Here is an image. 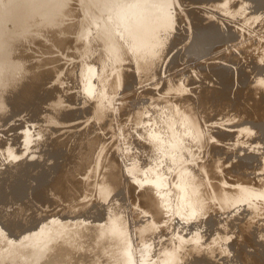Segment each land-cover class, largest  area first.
I'll return each mask as SVG.
<instances>
[{
    "label": "rangeland",
    "instance_id": "374dc122",
    "mask_svg": "<svg viewBox=\"0 0 264 264\" xmlns=\"http://www.w3.org/2000/svg\"><path fill=\"white\" fill-rule=\"evenodd\" d=\"M7 1L8 0H0V32H4L0 40V120L4 121L6 118L4 122L0 121V124L3 122L0 125V136L6 139V141L4 139L3 144V142H1L3 139L0 137V146L3 144L5 152H8L2 154L4 150L1 147L0 264H94L91 261H94V255L96 253L95 242L100 245L104 244V249L101 252L103 264H161L164 257L168 254L167 251L169 249L174 253L179 250L177 249L178 246L183 247L184 242H182V244L178 242V246L174 245L177 241L185 240V242H190L191 239H193V241L195 239L197 240L198 247H202L201 245L203 244L207 246V242L217 239L216 243L218 244V250H215L213 256H211L216 264H240L242 262L244 264H250V261H252L251 264H254L258 259L259 263L263 264L264 259L261 261L262 263L260 260L264 258V230L262 229L264 228V223L261 224L260 221L264 222V201L262 200L264 199V122L256 121L250 118L251 116H248L246 119V115L249 113V111H247L249 109L248 107H250L253 101L254 103L256 102L257 108H263L262 112L259 111L260 113H258V115L264 112V48L262 49L261 47L262 45L264 47V15H262L264 14V5H262L261 0H259L260 2L256 0L257 3L259 2L258 5L255 0H229V2H227L228 5H225L227 12L222 8L220 9L219 6L218 8L215 7L217 4L221 3L222 0H167L171 2H166L167 4L165 5V2L163 1V3L162 0H158L159 3L153 0L150 2L141 0H119L117 12L115 11L116 14L113 16H104L110 13L106 11V14L105 11L101 10L102 12H100V14L101 17L104 18V26L106 29H112V32L116 30L119 32V28H122L123 31L125 29V32L128 33L124 32L126 34V39L122 38V36L125 37V34L121 30L120 32L124 35L119 33L120 35L118 34V38L121 37L123 41L125 39L126 42L124 41V44L121 38L119 41L120 45L122 43V45L126 46L124 47L121 45L123 55H126L127 58L130 56V59L141 55V51L136 48L138 46L140 49L142 42H140L139 45L131 41H129L131 45L126 44L130 38V30H134V27L135 29L138 28L141 23L140 27H143V22L139 21L140 24L138 23L137 20L140 18H138V15L135 13L142 12L145 15L150 14L152 17L155 16L154 14L159 13L162 14L161 17L163 18V13H166L163 11L173 12L172 17L171 13H169L171 14L170 16L169 14L167 15L169 16V20L173 18V20H170L173 21V24L178 21L177 24L174 25L176 26L174 31H166L165 28H161L160 30L163 31H159L161 33L163 32L162 34L159 33L161 36V38L159 37V41L162 40L160 42H164L167 46L161 58V65L159 63L158 65H160V67L157 66L158 68L155 67L156 69L154 68L151 72L144 73V75L140 73L138 68L142 61L137 62L138 58L139 61L141 60V56L134 59L136 63L128 61L120 62L112 57V53L106 49L102 39L97 36V31L101 26L93 24L96 21V17L94 18L93 14L90 13V19L86 21L85 15L82 14L86 0H66L67 5L63 13L60 14V16L57 14L52 15L54 20L58 19V25L56 24L54 26L52 23L46 24L48 20L45 16L40 17L42 13L39 10L36 11L31 4H28V8L24 7L25 10L27 9V12L23 10V14H25V23H27L25 24L21 16L13 15L9 7L4 6ZM38 1L43 2V0ZM262 1L264 2V0ZM247 2L253 5L250 6ZM154 3H157L158 8H156V4ZM160 4L164 5V7H162V5L159 7ZM44 5L43 2V8ZM105 5L103 4L105 9H107ZM167 5L169 7H165ZM231 5L241 6L233 7ZM253 6L256 8L257 12L259 11L262 14H258L256 11L254 14L251 8ZM258 6L260 9H258ZM261 7L263 8V12ZM96 8L98 7L94 6L92 11L98 12ZM155 8L157 10L164 9L157 12ZM247 8H249V10H247ZM250 8L252 10H250ZM233 9L235 11H232ZM32 10H35L34 12H37L36 14L38 16L34 14ZM218 10L219 12H217ZM237 10L239 11L237 12ZM28 14L30 15L28 16ZM243 14L245 16H243ZM132 16L134 19L136 16L137 19L135 20L137 26L134 24L135 20H132ZM252 17L255 18V20H252ZM155 18H157V15ZM238 18L240 19L238 20ZM82 19L85 21L83 24L85 26L80 31L78 26L81 24ZM19 20L20 24H17L16 22ZM232 20L233 22H231ZM38 21L40 23H38ZM43 25H48L46 30H44L45 28H43ZM56 27H59V30L56 29ZM127 27L130 29L129 32L127 31ZM53 29L56 33L53 32ZM142 29L148 30H145L146 33L144 38L150 42L151 33L149 32L152 30H149V28L145 26ZM41 30L43 31L42 33ZM77 30H79L80 33ZM207 32L208 35H205ZM81 34L86 35L87 45L79 41ZM51 38H55L65 44L57 48H51L46 44V41L48 39L51 40ZM71 39L73 41H71ZM191 41L193 42L192 44ZM196 41L197 43H202L201 45L198 44L200 48L198 50V47H196V50L194 49L195 46H197L195 45L197 44ZM189 42L191 47L195 45L193 49L196 53L191 51L193 49L189 47ZM132 43L137 46H134ZM69 46L71 47L70 51L66 49L69 48ZM128 46L132 49L135 47V51L134 49L128 50ZM127 50L129 51L128 53L126 52ZM256 50L259 53H257ZM138 51L140 53H138ZM135 52L137 53L134 54ZM257 55L258 58L256 57ZM214 58L217 59V61H215ZM233 58L235 59L233 60ZM231 59L232 61H230ZM25 64L35 70V75L32 76L29 85L31 84L30 86L33 88H35L34 86H42V88L37 91L35 95L31 96L29 101L24 103L22 94L25 92V83L23 81ZM81 65H84L86 68ZM204 66L206 67L204 68ZM81 67L84 68V71L81 70ZM58 69L62 72L66 71V75L71 81L70 91L67 95L69 102L68 104L58 105L55 109L43 111L44 113L42 112L43 115L41 117L45 125L48 122L52 124L57 123L58 125L46 127L43 124V127H30V117H33L45 101L47 102L52 97V91H50L51 84L54 79L57 78V74L59 75L62 73H58ZM201 69L205 70L202 71ZM85 70L86 72H90H88L90 78L87 77L89 79L86 78L85 81L88 80L87 83H90L91 87L88 88V91H90L88 95L84 94L82 96L80 72L83 71V74ZM258 82L259 84L262 83L261 86ZM253 83H256L254 85L258 87L254 88L252 85ZM258 88L262 91L261 93ZM213 92L214 94H212ZM196 94H199V96ZM252 94H255L254 96L256 97L259 95V97L255 100ZM83 97H85V99ZM217 98L222 101L217 100ZM134 100L136 101L134 102ZM219 101L221 103L226 101L224 103L228 102L227 104L230 105L226 104L221 106ZM17 103L19 105L16 109ZM199 104H201V107ZM196 105L197 107L195 108ZM215 105L218 108L215 107ZM170 106H174L181 114H184L181 115V119L184 118V120H181L180 124L177 121V118H180V116H175L177 115V111L172 110V112L170 111L167 115V109H170ZM224 106H228V109ZM10 108L12 111H10ZM96 109L97 111H95ZM215 109L220 111L217 112ZM190 111L192 115H189ZM64 112L66 113L63 114ZM100 112L102 116L98 119L96 117L99 116ZM241 113L244 115L242 116ZM197 114L199 115L197 116ZM186 115H189L188 117L197 125L198 130L196 133L189 134L185 132L188 128L186 127ZM194 115L195 117H193ZM207 117L209 118L207 119ZM226 120L227 122H225ZM174 121L178 124L176 126L177 128L172 129L171 127L175 126ZM155 122L158 123V126L154 125ZM5 126L6 130H4ZM73 127H75L78 132L73 131L75 130ZM144 127H148V129L153 131H151L150 134H144ZM109 129L111 132H109ZM156 129L157 131L155 132ZM26 131L28 135H26ZM59 135L65 138L63 137L62 140H58L57 138ZM151 135H156L158 139L161 136L167 139L164 146L160 145L157 140H152ZM14 141H17L19 145L17 144L16 146L14 143L17 142ZM15 148H18V150ZM110 148L111 151H107V149ZM6 149L8 150L6 151ZM261 149L262 152L260 153ZM252 154L255 158L252 157ZM102 155H106V159L107 156H110L106 160L108 162L105 160V162L103 161L104 156ZM166 155L173 158L170 159ZM245 156L248 157L246 158L247 161L245 160ZM250 156L252 159L254 158L253 162L256 161L255 163L252 162ZM151 161L153 162L151 163ZM105 163L107 166H105ZM159 163L163 165H157ZM246 163H250L248 167ZM254 169L257 170L253 171ZM108 170H111L113 173L110 172V174L117 175V182L113 180L114 184L112 185L117 187V201L121 210L120 216L124 221V223H122L123 225L120 226L122 229H120L123 233V230H125V235L121 243L126 252L122 250L124 254H122V256L119 255L120 257L118 258L113 257L114 247L116 246L108 242L111 235H107L104 232L98 239L96 236L95 238H91L92 235H97L98 228H100V226L105 227V224L110 222V217L113 216L112 212L109 211V206L105 203L106 206L103 204V201L107 200V198L104 197L105 186L99 185V197L93 195L86 197V195H84V190L87 186H91L94 182L99 183L96 178L99 175H104ZM256 171H258V173ZM152 174L153 177L151 176ZM154 174L162 178V185L159 184L160 186L158 185V188L155 187L151 191L152 197L160 201L163 207L162 213L157 216V219L152 218V215L145 211L143 206L144 200L141 199L143 197L141 194L144 192V187H151L154 179H157V176ZM240 174H243V177L246 178L240 177L242 176ZM81 176L83 177L81 178ZM133 176L135 177L133 178ZM150 176L152 178L151 180ZM69 179H71V181ZM141 179H144L143 186L139 185ZM257 179L259 183H257ZM254 181L260 186L259 188L257 185L253 187L255 184L253 183ZM250 184H253V186H250ZM252 187L254 189H252ZM243 188H245L244 190L249 194L247 195L249 196L247 201H244L245 204L248 202L246 208L244 202L243 204L240 202L236 204L235 201L236 194L238 196L239 191ZM260 188L263 189L261 190ZM64 193H67V196ZM257 193H262V196H258L257 198ZM225 195L226 198L229 196V199H231L229 200L227 198L230 207L228 205L225 206L227 203L224 197ZM232 196L235 197H233L234 200L231 198ZM64 197H67V199L65 200ZM199 199L204 202H206V199L212 201H208L206 205L194 206ZM53 200H56L54 202L56 203L55 212L54 208H50L51 205H53ZM229 201L235 203H232L231 206ZM249 203L250 206L248 208ZM260 204L263 205L261 206ZM207 205L208 207L210 205V208L206 207ZM186 206L188 207L186 208ZM261 208L263 209L262 211ZM49 210H53L51 215H48ZM238 210L240 211L238 212ZM187 212H189V214ZM108 214H110V216ZM255 214L257 216H255ZM255 217L257 221L254 219ZM57 218H61L59 220L60 223L58 222L57 224L60 226V228H58L60 232L54 235V227H51L49 232L44 231V220L48 221V224H51L54 223ZM249 218H253V220ZM258 219H260V221H258ZM252 221H255L254 224L259 222L256 223V225L258 226L260 224L263 227L260 225L261 228L259 226L255 227ZM147 222L149 224H147ZM151 224H153V226ZM70 225H72L71 228ZM147 225L151 227V231H149L148 228L143 229ZM194 225L195 228L198 226L196 230L193 229ZM238 227H240V230ZM199 228L202 231H200ZM231 228L232 230L234 228L235 231L233 232ZM258 228L262 229H259V232L263 239L261 241L263 245H260L261 243L256 241L257 238L261 240L259 232L256 231ZM169 229H171V231L166 234L167 236H163V240L161 236ZM190 229L196 232H202L200 234L197 232V236V234L191 230L192 236L196 235L198 238H201H199V241L197 237L194 236V239L190 235ZM248 229H250L249 231H254L256 236L252 232L249 233ZM179 230L182 231L180 232ZM223 230H225V234ZM238 230L241 231L240 237L238 235V233L240 234ZM184 231H188L187 234H183ZM227 231L231 238L227 234ZM246 231H248V233ZM243 232L247 234L245 235ZM251 233L253 235L252 237H250ZM176 234L177 237H175ZM248 234L249 236L247 237ZM257 234H259V236H257ZM225 235L227 237H225ZM233 235L234 237L232 238ZM52 236L55 237L53 238ZM253 237L256 238V242L260 243H256L259 244V246L255 244V241H252ZM178 238L180 239L178 240ZM234 238L235 240L236 238L237 240L240 238V240L235 241L233 240ZM243 238H247V243L243 241ZM224 239L225 241L228 240L226 244L224 243ZM200 240L203 241V243L200 242ZM240 242L241 244H239ZM49 243H61V247L55 250L52 248V250H49L48 247H46ZM164 243L166 244L164 245ZM229 243L230 245H228ZM70 244L71 246H69ZM233 244L234 246H232ZM243 245L244 247H241ZM254 245H256V247ZM257 247H261L262 249L259 250H263L259 253L260 256H263L262 258L260 256L259 258L257 257ZM201 249V251L199 250L200 252L196 251V253H198L195 254L191 263L180 262L179 264H197L199 256L203 255L202 253L206 251H204V249H206L205 247ZM247 249L252 251H249V253L248 251L245 252ZM255 249L257 258H255V252H253ZM232 250H234V252ZM237 250H239V253L242 252L241 254L245 257L242 255L240 256ZM235 252L236 256H239V259L238 256L235 258ZM250 254L251 257L254 258L253 260H249ZM207 257L209 258V256ZM233 258L234 260H232ZM241 258L242 260H240ZM255 264H257V262H255Z\"/></svg>",
    "mask_w": 264,
    "mask_h": 264
},
{
    "label": "bare ground",
    "instance_id": "6f19581e",
    "mask_svg": "<svg viewBox=\"0 0 264 264\" xmlns=\"http://www.w3.org/2000/svg\"><path fill=\"white\" fill-rule=\"evenodd\" d=\"M106 1V2H105ZM139 1V0H138ZM141 1H151V0H141ZM153 1H158V0H153ZM160 1V0H159ZM159 1H158V3H159ZM165 3H164V2ZM209 1V0H208ZM236 1V0H235ZM250 1V0H249ZM252 1V0H251ZM256 1V0H255ZM255 1H254V3H255ZM257 1H259V0H257ZM257 1H256V3H257ZM43 2H44V8H43ZM43 2L42 1H38V0H8L7 1V3L4 5V6H8L9 7V10H10V12L13 14V15H19V16H21L22 18H23V21H24V23H25V14H23V10L24 11H26L27 12V9L25 10L24 9V7H27L28 8V4H31L32 6H33V8H35L36 9V11L37 10H39L41 13H42V15H40V17L42 16V17H44L45 16V18L48 20V23H46V24H50V23H52V25L54 26V25H56L57 23H58V19L57 20H54L53 18H52V15L53 14H57V15H59L60 16V14H62L63 13V10L65 9V7H66V5H67V3H66V0H43ZM103 2H105V3H103ZM118 2H119V0H86L85 1V7H83L84 9H83V11H82V14L83 15H85V20L86 21H89V15H90V13H92L93 14V17L95 18L96 17V21H95V23H93L94 25H100L101 27L99 28V30L97 31L98 32V34H97V36L99 37V38H101L102 39V41H103V43H104V45H105V47H106V49L107 50H109L111 53H112V57L115 59V60H117V61H120V62H125V61H128V62H134V63H136V60H134L135 58H138V57H140L141 58V60L139 61L138 59H137V62H141V64H140V66H139V64L137 63V65L139 66L138 68H139V70H140V73L142 74V75H144V73H149V72H151L155 67L156 68H158L157 66H159L160 67V65H161V63L160 62H162V56L164 55V53H165V51H166V44H164V42H160V41H162V40H160L159 41V37L161 38V36H160V34L159 33H161V32H159V31H163V30H160L161 28L162 29H166V31H174V29H175V27L176 26H174L175 24H177V22H176V20H175V22L176 23H174L173 24V21H170L171 19L173 20V18H170V20H169V16L173 13V12H167V11H163V12H166V13H163V15H164V17H166V18H168V19H166V18H162L161 16H162V14H159V13H157L159 10H163L164 8H162V9H159V10H157L156 8H158V5H157V3H154V4H156V8H155V10L157 11L156 13L157 14H154L155 16L157 15V18H155V16H151L150 14H144V13H142V12H136L135 14H137L138 15V18H140V19H138L137 21H138V23L140 24V22L139 21H141V22H143V27H140V25L142 24H138L139 26H138V28H136L135 29V27H134V30H132V32H131V30L129 29V27H127L128 28V32H129V30H130V32H129V36H130V40L128 39V42L126 43L127 45L128 44H130L131 45V43L129 42V41H131V42H134V43H136L137 45H139V43L140 42H142V45H141V47H140V49L138 48V46L137 45H134L133 43V45L134 46H137V48L136 49H138V50H140L141 51V55L140 56H138V57H135V58H129L130 56H128V58L126 57V55H123V52H122V48H121V45H122V43L125 41V39H126V34L125 33H127V32H125V29H124V31L122 30V28L120 29L119 28V32L116 30L115 32H112V29H106V27L104 26V24H105V22H104V18L103 17H101V14H100V12H102V11H107L108 13H110V14H107V12H106V14L107 15H104V16H108V15H111V16H113L114 14H116V12H117V4H118ZM162 2L164 3V5L165 4H167L166 2H169V1H167V0H162ZM161 2V3H162ZM171 2V1H170ZM169 2V3H170ZM218 2V1H217ZM227 2H229V0H222V2L221 3H219V4H217L215 7L216 8H218V6H219V8L221 9H224V11L225 12H227V8H225V5L227 4ZM238 2V1H237ZM240 2V1H239ZM246 2V1H245ZM260 2V1H259ZM259 2L257 3V5L259 4ZM168 3V4H169ZM244 3V2H243ZM252 3V2H251ZM255 3V4H256ZM261 3H262V5H264V2L261 0ZM103 4L105 5V6H107V9H105V7L103 6ZM180 4V3H179ZM235 4V3H234ZM238 4H240V3H238ZM247 4H248V2H247ZM254 4V5H255ZM153 5V4H152ZM161 5L162 4H160V6L159 7H161ZM164 5H162V7H164ZM171 5V4H170ZM228 5V4H227ZM243 5V4H242ZM248 5H250V3L248 4ZM253 5V4H252ZM252 5H250V6H252ZM262 5H260V6H262ZM31 6V7H32ZM94 6H97L98 8H96L97 10H98V12H94V11H92V8L94 7ZM153 6H155V5H153ZM231 6H235V5H231ZM237 6V5H236ZM235 6V7H236ZM239 6V5H238ZM237 6V7H238ZM241 6V5H240ZM239 6V7H240ZM165 7H169L168 5L167 6H165ZM171 7V6H170ZM227 7V6H226ZM245 7H247V6H245ZM244 7V8H245ZM249 7V6H248ZM254 7V6H253ZM253 7H251L252 9H253V12H254V14H255V11L257 12V10H256V5H255V10H254V8ZM30 8V7H29ZM250 8V10H252ZM90 9H91V11H90ZM105 9V10H104ZM171 9V8H170ZM242 9V8H241ZM240 9V10H241ZM258 9H260L259 8V6H258ZM261 9H262V12H263V8L261 7ZM102 10V11H101ZM139 10V9H138ZM137 10V11H138ZM247 10H249V8H247ZM30 11V10H29ZM29 11H28V13H29ZM33 12L35 11V10H32ZM116 11V12H115ZM196 11V10H195ZM232 11H235L234 9L232 10ZM239 10H237V12H238ZM244 11V10H243ZM245 11H246V9H245ZM32 12V13H33ZM154 12V11H153ZM160 12V11H159ZM217 12H219V10L217 11ZM230 12V11H229ZM242 12V11H241ZM31 13V14H32ZM37 13V12H36ZM35 12H34V14H36ZM39 13V12H38ZM139 13V14H138ZM169 13H171V14H169ZM233 13V12H232ZM231 13V14H232ZM236 13V12H235ZM243 13H245V12H243ZM247 13V12H246ZM250 13H251V11H250ZM249 13V14H250ZM258 14L260 13L259 11L257 12ZM34 14H32V15H34ZM144 14V15H143ZM160 15V17H159V15ZM167 14H169V16L166 15ZM230 14V15H231ZM237 14V13H236ZM239 14H241V13H239ZM257 14V15H258ZM260 14H262V13H260ZM30 14H28V16H29ZM37 15V14H36ZM35 15V16H36ZM134 15V14H133ZM136 15V16H137ZM153 15V14H152ZM262 15H264V14H262ZM26 16H27V14H26ZM38 16V15H37ZM103 16V15H102ZM136 16H135V19H137L136 18ZM173 16V14L171 15V17ZM175 16V15H174ZM243 16H245L244 14H243ZM246 16H247V14H246ZM251 16V15H250ZM256 16V15H255ZM34 17V16H33ZM159 17V18H158ZM238 17V16H237ZM248 17V16H247ZM36 18V17H35ZM130 18H131V16H130ZM174 18H176V17H174ZM242 18V17H241ZM253 18V17H252ZM34 19V18H33ZM43 19V18H42ZM92 19V18H91ZM134 18H133V16H132V20H133ZM134 19V20H135ZM177 19V18H176ZM227 19V18H226ZM233 19V18H232ZM240 18H238V20H239ZM39 20V19H38ZM231 20V19H230ZM252 20H255V18H253ZM251 20V21H252ZM32 21H34V20H32ZM245 21V20H244ZM0 22H1V16H0ZM37 22V21H36ZM35 22V23H36ZM45 22V21H44ZM84 19H82V21H81V24L78 26L79 27V29H80V31H81V29L82 28H84V26L85 25H83L84 24ZM218 22V21H217ZM231 22H233V20L231 21ZM17 24H20V20L19 21H17L16 22ZM38 23H40L39 21H38ZM37 23V24H38ZM80 23V22H79ZM137 22H136V20H135V22H134V24H136ZM212 23V22H211ZM210 23V24H211ZM25 24H27V23H25ZM231 24H233V23H231ZM235 24H237V23H235ZM253 24V23H252ZM40 25V24H39ZM45 25V24H44ZM43 25V28H45L44 30H46V28L48 27V25L47 26H44ZM58 25V24H57ZM212 25V24H211ZM214 25V24H213ZM239 25V24H238ZM237 25V26H238ZM0 26H1V24H0ZM36 26V25H35ZM130 26V25H129ZM134 26V25H133ZM136 26H137V24H136ZM144 26L147 28H149V30L151 29L152 31L151 32H149V33H151V41L149 42L148 40H146L145 38H144V36H145V33H146V31H148L147 29H142V28H144ZM33 27V26H32ZM125 27V26H124ZM140 27V28H139ZM235 27V26H234ZM241 27V26H240ZM250 27V26H249ZM59 27H56V29H58ZM130 28H131V26H130ZM133 28V27H132ZM255 28V27H254ZM64 29H66V28H64ZM78 29V28H77ZM210 29V28H209ZM228 29V28H227ZM54 30V29H53ZM59 30V29H58ZM122 30V32L125 34V37L124 36H122V38H125L124 39V41H123V39L121 40L122 41V43H121V45H120V38H118V34L120 33H122V32H120ZM143 30V31H142ZM146 30V31H145ZM34 31H35V29H34ZM78 32H79V30H77ZM145 31V32H144ZM236 31V30H235ZM37 32V31H36ZM35 32V33H36ZM43 31L41 30V33H42ZM45 32V31H44ZM53 32H55V30L53 31ZM143 32V33H142ZM164 32H165V30H164ZM209 32V31H208ZM208 32L207 33H205V35L207 34L208 35ZM238 32V31H237ZM56 33V32H55ZM80 33V32H79ZM122 33V34H123ZM163 33V32H162ZM161 33V34H162ZM218 33V32H217ZM251 33V32H250ZM3 34H4V32H0V40H1V38H2V36H3ZM31 34H32V32H31ZM34 34V33H33ZM39 34V33H38ZM44 34V33H43ZM119 34V35H120ZM123 34V35H124ZM128 34V33H127ZM148 34V33H147ZM146 34V35H147ZM214 34V33H213ZM212 34V35H213ZM226 34V33H225ZM231 34V33H230ZM233 34V33H232ZM35 35H37V34H35ZM198 35H200V34H198ZM240 35V34H239ZM81 37L79 38V41L82 43V44H86V35L85 34H81L80 35ZM128 36V37H129ZM202 36H203V34H202ZM223 36V35H222ZM229 36V35H228ZM76 37V36H75ZM198 37H200V36H198ZM205 37V36H204ZM263 37V36H262ZM40 38H42V37H40ZM202 39V38H201ZM200 39V40H201ZM225 39V38H224ZM62 40V39H61ZM46 41V40H45ZM65 41H66V39H65ZM71 41H73L72 39H71ZM193 41V40H192ZM191 41V44L193 43ZM202 41V40H201ZM62 41H59V40H57V39H53V38H51V40L50 39H48L47 41H46V44L48 45V46H50L51 48H57V47H59V46H61V45H64L63 43H61ZM64 42V41H63ZM126 42V41H125ZM45 43V42H44ZM72 43V42H71ZM71 43H70V45H71ZM196 43H197V41H196ZM210 43V42H209ZM250 43H252V42H250ZM124 44V43H123ZM189 44H190V42H189ZM191 44H190V48L191 49H193L194 48V46L195 45H197V46H195V50H196V47H198L197 48V50L198 49H200L199 48V46H198V44H200V43H197V44H195V42H194V44L195 45H193V47H191ZM202 44V43H201ZM200 44V45H201ZM206 44H207V42H206ZM263 44V43H262ZM43 45V44H42ZM87 45V44H86ZM203 45H205V44H203ZM247 45V44H246ZM255 45V44H254ZM258 45V44H257ZM82 46H84V45H82ZM122 46H124V47H126L125 45H122ZM134 46H132V47H134ZM187 46V47H188ZM259 47V46H258ZM262 47V49L264 48L263 47V45L261 46ZM261 47H260V49H261ZM43 48V47H42ZM45 48V47H44ZM48 48V47H47ZM66 48V47H65ZM70 46H69V48H66L67 50H69L70 51ZM128 48V50H133L134 49V51H135V47L132 49L130 46H128L127 47ZM131 48V49H130ZM202 48V47H201ZM203 48H204V46H203ZM247 48H248V46H247ZM251 48V47H250ZM257 48V47H256ZM189 49V48H188ZM191 50V51H193V53H196V51L195 50ZM241 49V48H240ZM243 49V48H242ZM258 49V48H257ZM123 50H125V49H123ZM126 51L127 53L129 52V51ZM190 50V49H189ZM203 50V49H202ZM246 50V49H245ZM254 50V49H253ZM195 51V52H194ZM239 51V50H238ZM241 51V50H240ZM244 51V50H243ZM247 51V50H246ZM125 52V51H124ZM133 52V51H132ZM131 52V53H132ZM203 52V51H202ZM234 52V51H233ZM256 52H257V50H256ZM261 52V51H260ZM62 53V52H61ZM137 52H135L134 54H136ZM138 53H140L139 51H138ZM253 53H254V51H253ZM257 53H259V52H257ZM49 54V53H48ZM51 54V53H50ZM68 54V53H67ZM124 54H126V53H124ZM130 54V53H129ZM128 54V55H129ZM134 54H131V55H134ZM202 54V53H201ZM65 55V54H64ZM243 55V54H242ZM125 56V57H124ZM135 56V55H134ZM137 56V55H136ZM228 56V55H227ZM230 56V55H229ZM238 56V55H237ZM237 56H235V57H237ZM132 57V56H131ZM231 57H232V55H231ZM233 57H234V55H233ZM239 57V56H238ZM257 58H258V55L256 56ZM229 58V57H228ZM71 59V58H70ZM215 59V58H214ZM235 58H233V60H234ZM255 59V58H254ZM58 60V59H57ZM81 61V60H80ZM83 61V60H82ZM213 61V60H212ZM215 61H217V59H215ZM220 61V60H219ZM226 61V60H225ZM224 61V62H225ZM230 61H232V59L230 60ZM237 61V60H236ZM55 63V62H54ZM72 63V62H71ZM127 63V62H126ZM160 63V65H158ZM216 63V62H215ZM235 63V62H234ZM83 64V63H82ZM212 64V63H211ZM233 64V63H232ZM237 64V63H236ZM44 65V64H43ZM66 65V64H65ZM85 65V64H84ZM83 65V66H84ZM136 65V66H137ZM171 65V64H170ZM239 65V64H238ZM45 66V65H44ZM82 66V65H81ZM82 66V67H83ZM128 66V65H127ZM130 66H131V64H130ZM129 66V67H130ZM201 66H202V64H201ZM201 66H199L200 68H202ZM81 67V68H82ZM85 67V66H84ZM132 67H133V65H132ZM131 67V68H132ZM206 66H204V68H205ZM229 67V66H228ZM86 68V67H85ZM135 68V67H134ZM155 68V69H156ZM200 68H199V70H200ZM210 68V67H209ZM208 68V69H209ZM213 68V67H212ZM246 68V67H245ZM60 69V68H59ZM59 69H58V71H59ZM197 69H198V66H197ZM223 69V68H222ZM227 69V68H226ZM225 69V70H226ZM81 70H83L84 71V68H82ZM129 70V69H128ZM131 70V69H130ZM202 70V69H201ZM205 70V69H204ZM204 70H202V71H204ZM210 70V69H209ZM208 70V71H209ZM57 71V70H56ZM57 71V72H58ZM82 71V72H83ZM132 71H135V70H132ZM207 71V70H206ZM37 72V71H36ZM60 72H62V71H59L58 73H60ZM79 72V71H78ZM82 72H80V80H81V89H82V96L85 94V95H88V92H90V91H88V88H90L91 87V84L90 83H87V81H85L86 80V78L87 77H89V74H88V72L89 71H87L86 72V70H85V74L83 73L82 74ZM211 72V71H210ZM56 73V72H55ZM90 73V72H89ZM202 73V72H201ZM67 73H66V71L65 72H62V73H60L59 75L57 74V78L56 79H54V81L52 82V84H51V87H50V91H52V97L46 102L45 101V103L40 107V109H39V111L33 116V117H30V120H31V124L29 125L30 127H35V126H40V127H43V122H42V120H41V117H42V112L43 111H46V110H49V109H55L56 108V106H58V105H64V104H68V102H69V100H68V97H67V95H68V93H69V91H70V87H71V81H70V79L68 78V76L66 75ZM192 74V73H191ZM214 74V73H213ZM35 75V70H33L32 68H30V66H28L27 64H25V72H24V78H23V81H24V83H25V85H24V91L25 92H23V94H22V100L24 101V103L25 102H27V101H29V99L31 98V96H33V95H35L36 94V92L37 91H39L41 88H42V86H34L35 88H33L32 86H30L29 85V83H30V80H31V78H32V76H34ZM151 77V76H150ZM204 77V76H203ZM90 78V77H89ZM89 78H87V79H89ZM92 78H94V77H92ZM138 78V77H137ZM199 78V77H198ZM207 78V77H206ZM151 79V78H150ZM202 79V78H201ZM204 79V78H203ZM136 80V79H135ZM201 81V80H200ZM214 81V80H213ZM202 82V81H201ZM200 82V83H201ZM215 82V81H214ZM33 83V82H32ZM257 83V82H256ZM256 83H253L252 85L254 86V88H256V87H258V86H255L254 84H256ZM216 84V83H215ZM258 84H259V82H258ZM261 84L262 83H260L259 85L261 86ZM36 85V84H35ZM208 85V84H207ZM201 86V85H200ZM251 86V85H250ZM259 86V87H260ZM144 87V86H143ZM205 87V86H204ZM210 87V86H209ZM252 87V86H251ZM214 88V87H213ZM218 88V87H217ZM250 88V87H249ZM253 88V89H254ZM80 89V90H81ZM117 89H119V88H117ZM201 89V88H200ZM203 89V88H202ZM211 89V88H210ZM252 89V90H253ZM259 89V88H258ZM257 89V90H258ZM262 89V88H261ZM264 89V88H263ZM262 89V90H263ZM205 90H207V89H205ZM212 90V89H211ZM124 91V90H123ZM160 91V90H159ZM202 91V90H201ZM204 91V90H203ZM209 91V90H208ZM254 91V90H253ZM256 91V90H255ZM259 91H260V89H259ZM264 91V90H263ZM122 92V91H121ZM191 92V91H190ZM210 92V91H209ZM215 92V91H214ZM214 92L212 93V94H214ZM262 91H260V93H261ZM131 93V92H130ZM176 93V92H175ZM197 93V92H196ZM203 93V92H202ZM208 93V92H207ZM206 93V94H207ZM257 93V92H256ZM255 93V94H256ZM201 94V93H200ZM254 94V95H255ZM258 94H259V92H258ZM124 95V94H123ZM153 95V94H152ZM179 95V94H178ZM187 95V94H186ZM197 95V94H196ZM211 95V94H210ZM253 95V94H252ZM253 95V96H254ZM136 96V95H135ZM175 96V95H174ZM183 96V95H182ZM197 96H199V94L197 95ZM207 96H208V94H207ZM258 97H259V95H258ZM258 97H256V96H254V99L256 100ZM84 99H85V97H83ZM195 98V97H194ZM202 98V97H201ZM200 98V99H201ZM207 98H209V97H207ZM252 98V97H251ZM86 99H88V98H86ZM134 99V98H133ZM177 99V98H176ZM180 99V98H179ZM183 99V98H182ZM185 99V98H184ZM205 99V98H204ZM204 99H202V100H204ZM214 99V98H213ZM253 99V100H254ZM186 100V99H185ZM196 100H198V99H196ZM217 100H220V101H222L221 99H218L217 98ZM252 100V101H253ZM136 100H134V102H135ZM172 101H173V98H172ZM177 101V100H176ZM183 101V100H182ZM210 101V100H209ZM208 101V102H209ZM214 101H215V99H214ZM219 101V102H220ZM250 101V100H249ZM144 102V101H143ZM179 102V101H178ZM188 102V101H187ZM201 102V101H200ZM205 102H206V100H205ZM224 102H226V101H224ZM224 102H222V103H224ZM251 102V101H250ZM185 103V102H184ZM197 103V102H196ZM213 103V102H212ZM211 103V104H212ZM221 103V102H220ZM221 103V106L222 105H226L227 103H224V104H222ZM138 104V103H137ZM175 104V103H174ZM195 104V103H194ZM210 104V103H209ZM251 104V103H250ZM249 104V105H250ZM19 104L17 103L16 104V109H17V106H18ZM177 105V104H176ZM184 105V104H183ZM200 105V107H201V104H199ZM203 105V104H202ZM227 105H230V104H227ZM248 105V106H249ZM258 105V104H257ZM12 106V105H11ZM10 106V107H11ZM14 106H15V104H14ZM136 106V105H135ZM141 106V105H140ZM211 106V105H210ZM220 106V107H221ZM13 107V106H12ZM138 107V106H137ZM193 107V106H192ZM197 107V105L195 106V108ZM215 107H217L216 105H215ZM224 107H226L227 109H228V106H224ZM232 107V106H231ZM230 107V108H231ZM263 107V106H262ZM207 108V107H206ZM212 108V107H211ZM218 108V107H217ZM216 108V109H217ZM249 109L247 110V111H249V113H248V115H246L244 112H242V113H244L247 117H246V119L248 118V116H251L250 118H253L254 120H256V121H262V123L264 122L263 120H264V112L263 113H261V115H258V113H260L259 111H261L262 112V110H263V108H257L256 107V102L254 103V101H253V103L250 105V107H248ZM191 109V108H190ZM198 109V108H197ZM215 109V110H216ZM137 110V109H136ZM139 110V109H138ZM168 111V113H167V115L170 113V111L172 112V110H174V111H177V115H175L176 117H179L180 116V118H177V121L179 122V124L181 123V120H184V118L183 119H181V115L183 114H181L174 106H170V109H167ZM189 110V109H188ZM192 110V109H191ZM207 110H209V109H207ZM213 110V109H212ZM226 110V109H225ZM224 110V111H225ZM10 111H12L11 110V108H10ZM36 111V110H35ZM95 111H97V109L95 110ZM140 111V110H139ZM193 111V110H192ZM199 111V110H198ZM197 111V112H198ZM217 111V110H216ZM220 111V110H219ZM219 111H217V112H219ZM222 111V110H221ZM189 112V111H188ZM203 112V111H202ZM215 112V111H214ZM44 113V112H43ZM66 112H64L63 114H65ZM194 113V112H193ZM207 113V112H206ZM242 113H241V115H242ZM123 114V113H122ZM192 115V113H191V111H190V113H189V115ZM195 114V113H194ZM205 114V113H204ZM215 114V113H214ZM218 114V113H217ZM243 114V115H244ZM105 115H106V113H105ZM126 115V114H125ZM184 115V114H183ZM188 115V116H189ZM199 114H197V116H198ZM211 115V114H210ZM242 115V116H243ZM65 116V115H64ZM102 115H101V112L99 113V116L98 117H96V118H100ZM187 115L185 116L186 117V119L185 120H187V122L186 121H183V122H186L187 123V125H186V123H185V125H186V127H188L187 129H186V133H189V134H193V133H196V131L198 130V128H197V125L188 117ZM196 116V117H197ZM207 116V115H206ZM218 116V115H217ZM238 116H240V115H238ZM241 116V117H242ZM125 117V116H124ZM164 117V116H163ZM183 117V116H182ZM193 117H195V115L193 116ZM216 117V116H215ZM229 117V116H228ZM165 118V117H164ZM209 117H207V119H208ZM230 118V117H229ZM1 119V118H0ZM3 119V118H2ZM6 119V118H5ZM5 119H4V121H5ZM163 119V118H162ZM198 119V118H197ZM245 119V118H244ZM245 119V120H246ZM195 120V119H194ZM211 120H212V118H211ZM210 120V121H211ZM225 120V119H224ZM233 120H234V118H233ZM243 120V119H242ZM250 120V119H249ZM0 121H3V120H0ZM3 121V122H4ZM173 121V120H172ZM2 122V123H3ZM175 122V121H174ZM197 122H198V120H197ZM196 122V123H197ZM224 122V121H223ZM225 122H227V120L225 121ZM246 122V121H245ZM255 122V121H254ZM1 123V124H2ZM237 123V122H236ZM235 123V124H236ZM0 124V125H1ZM152 124V123H151ZM173 124V123H172ZM171 124V125H172ZM177 122H175V126H173V127H171L172 129L174 128H177L176 126H177ZM5 125V124H4ZM4 125H2V126H4ZM45 125V124H44ZM50 125H58L57 123H55V124H52L51 122H48L45 126L47 127V126H50ZM63 125H66V124H63ZM154 125L156 126H158V123L157 122H155L154 123ZM181 125H183V124H181ZM184 125V126H185ZM257 125V124H256ZM259 125V124H258ZM170 126V125H169ZM247 126H250V125H247ZM185 127V128H186ZM251 127V126H250ZM5 129L4 130H6V126L4 127ZM75 130H73V131H77L78 132V130L75 128V127H73ZM110 130V129H109ZM145 132H144V134H150L151 133V131H153V130H150V129H148V127H144V129H143ZM250 130V129H249ZM157 131V129L155 130V132ZM160 131V130H159ZM158 131V132H159ZM170 131V130H169ZM247 131V130H246ZM2 132V131H1ZM4 132V131H3ZM109 132H111V130L109 131ZM162 132V131H161ZM171 132V131H170ZM208 132V131H207ZM209 132H211V131H209ZM199 133V132H198ZM203 133V132H202ZM2 134V133H1ZM5 134V133H4ZM18 135H20L19 133H17ZM64 134V133H63ZM73 134H74V132H73ZM77 134V133H76ZM110 134V133H109ZM226 134V133H225ZM26 135H28L27 134V131H26ZM65 135H67V134H65ZM169 135H170V133H169ZM5 136V135H4ZM43 136V135H42ZM46 136V135H45ZM1 137V136H0ZM3 137V136H2ZM1 137V138H2ZM21 137V136H20ZM19 137V138H20ZM64 136H58V140H62V138H63ZM72 137V136H71ZM162 137V136H161ZM161 137H159V139L157 138V136L156 135H151V139L152 140H157L159 143H160V145H162V146H164V144H165V141L167 140V139H165V138H161ZM169 137V136H168ZM192 137V136H191ZM65 138V137H64ZM66 138H67V136H66ZM3 140H1V142H3V144H4V139H5V137L4 138H2ZM68 139V138H67ZM16 140H17V138H16ZM5 141H6V139H5ZM20 141V140H19ZM153 141V142H154ZM14 142H17V141H14ZM168 142H169V139H168ZM167 142V143H168ZM1 144V143H0ZM2 144V146H0V149H1V147L3 148V150H4V145ZM13 144V143H12ZM16 146H17V144H18V142L17 143H14ZM157 144V143H156ZM169 144V143H168ZM167 144V145H168ZM255 144V143H254ZM8 145V144H7ZM6 145V146H7ZM19 145V144H18ZM10 146H11V144H10ZM250 146V145H249ZM20 147V146H19ZM106 147V146H105ZM161 147V146H160ZM251 147V146H250ZM6 148V147H5ZM11 148V147H10ZM9 148V149H10ZM14 148V147H13ZM130 148V147H129ZM263 148V147H262ZM12 149V148H11ZM16 150H18V148H15ZM105 149V148H104ZM256 149V148H255ZM264 149V148H263ZM8 149H6V151H7ZM14 150V149H13ZM108 150H110L111 151V148L110 149H107V151ZM113 150V149H112ZM179 150V149H178ZM177 150V151H178ZM242 150V149H241ZM1 151H2V149H1ZM15 151V150H14ZM14 151H11V152H14ZM106 151V152H107ZM144 151V150H143ZM247 151H249V150H247ZM254 151V150H253ZM17 152V151H16ZM103 152V151H102ZM255 152V151H254ZM262 152V149H261V151H260V153ZM6 154V153H8V152H5V150H4V152L2 153V154ZM252 153V152H251ZM108 154V153H107ZM182 154V153H181ZM258 154V153H257ZM109 155V154H108ZM145 155V154H144ZM170 155V154H169ZM102 156H104V155H102ZM101 156V157H102ZM167 157H168V155H166ZM173 156V155H172ZM181 156V155H180ZM100 157V158H101ZM108 157H110V156H107V159H108ZM144 157V156H143ZM178 157V156H177ZM241 157L243 158V156L241 155ZM240 157V158H241ZM251 157V156H250ZM249 157V158H250ZM252 157H254L255 158V156H253V154H252ZM252 157H251V160H252V162H253V160H254V158L252 159ZM105 158V159H104ZM153 158V157H152ZM166 158V157H165ZM164 158V159H165ZM168 158H170V157H168ZM168 158H167V160H168ZM173 158V157H172ZM172 158H170V159H172ZM246 158H248L247 156H245V160H246ZM106 159V155L103 157V161L105 160H107ZM134 159V158H133ZM169 159V161H171ZM178 159V158H177ZM235 159V158H234ZM259 159V158H258ZM264 159V158H263ZM163 160V159H162ZM236 160V159H235ZM104 161V162H105ZM154 161V160H153ZM153 161H151V163L153 162ZM158 161H159V159H158ZM164 161V160H163ZM247 161V160H246ZM257 161H259V160H257ZM106 162H108V161H106ZM155 163H157L156 161H154ZM256 162V161H255ZM255 162H253V163H255ZM260 162V161H259ZM262 162V161H261ZM115 163V162H114ZM166 163V162H165ZM171 163H172V161H171ZM71 164V163H70ZM69 164V165H70ZM107 164H109V163H107ZM117 164V163H116ZM162 164V163H161ZM160 163L159 164H157V165H161ZM228 164H230V163H228ZM248 164H250V163H248ZM248 164L246 163V165H247V167H248ZM257 164H259V163H257ZM163 165V164H162ZM168 165V164H167ZM200 165V164H199ZM256 165V164H255ZM264 165V164H263ZM105 166H107L106 165V163H105ZM165 166V165H164ZM163 166V167H164ZM257 166V165H256ZM261 166V165H260ZM110 167V166H109ZM113 167H115V166H113ZM259 167V166H258ZM72 168V167H71ZM251 168V167H250ZM250 168H248V169H250ZM253 168V167H252ZM255 168V167H254ZM74 169V168H73ZM263 169V168H262ZM76 170V169H75ZM163 170V169H162ZM255 170H257V169H254L253 171H255ZM259 170V169H258ZM95 171V170H94ZM244 171V170H243ZM249 171V170H248ZM261 171V170H260ZM110 172H111V170H108L104 175H99L96 179H97V181L99 182V183H96V182H94L91 186L89 185V186H87V188L84 190L85 191V194L84 195H86V197H88V196H96V197H99V195H100V190H99V185H103V186H105V193H104V197H106L107 198V200H105V201H103V204L105 203L106 205H108L109 207V211L110 212H112V214H113V216L112 217H110L111 219H110V222H108L107 224H105V227H102V226H100V228H98V230H97V235L96 234H94V236L92 235V237L91 238H95V236H96V238L98 239V238H100L102 235H103V233L105 232V234H109V235H111L110 236V238H109V241L108 242H110V243H112L114 246H116V247H114V251H113V257H116V258H118V257H120L119 255H121L122 256V254H124L123 252H122V250H124V248H123V246H122V243H121V241L123 240V238H124V235H125V230H123L124 231V233L122 232V228L120 227L121 225H123L122 223H124V221H123V219L121 218V210H120V207L118 206V201H117V198H118V195H117V192H116V190H117V187L115 188L112 184H114L113 183V180H115L116 181V179H117V175H112V174H110ZM186 172V171H185ZM234 172V171H233ZM257 173H258V171H256ZM139 173V172H138ZM160 173H161V171H160ZM178 173V172H177ZM237 173V172H236ZM239 173H241V172H239ZM243 173V172H242ZM262 173H263V170H262ZM61 174H62V172H61ZM64 174V173H63ZM144 174V173H143ZM182 174V173H181ZM186 174V173H185ZM252 174V173H251ZM59 175V174H58ZM57 175V176H58ZM147 175V174H146ZM145 175V176H146ZM154 175H156L157 177V179L155 180L154 179V181H153V184H152V186L150 187H144V192H143V194H141L143 197L141 198V199H143L144 200V204H143V206H144V209H145V211L146 212H148L149 214H151L152 215V218H154V219H157V216L159 215V214H161L162 213V209H163V207H162V204H161V202L160 201H157L156 199H154L153 197H152V195H151V191H152V189L153 188H158V185L159 184H161L162 185V183H161V180H162V178L159 176V175H157V174H154ZM198 175V174H197ZM240 175H242V176H240V177H243V174H240ZM263 175V174H262ZM120 176V175H119ZM136 176V175H135ZM135 176H133V178L135 177ZM152 177H153V174L151 175ZM151 176H150V180L152 179L151 178ZM249 176V175H248ZM253 176V175H252ZM254 176H256V175H254ZM61 177H62V175H61ZM66 177V176H65ZM83 176H81V178H82ZM84 177H85V175H84ZM143 177V176H142ZM148 177H149V175H148ZM178 177V176H177ZM239 177V176H238ZM73 178V177H72ZM91 178V177H90ZM115 178V179H114ZM145 178H147V177H145ZM243 178H246V177H243ZM256 178H258V177H256ZM259 178H260V176H259ZM67 179V178H66ZM89 179V178H88ZM139 179H140V177H139ZM238 179V178H237ZM58 180V179H57ZM56 180V181H57ZM61 180V179H60ZM70 181H71V179H69ZM78 180V179H77ZM143 180V181H142ZM150 180H148V181H150ZM181 180V179H180ZM200 180H202V179H200ZM252 180V179H251ZM254 180H256V179H254ZM258 180V179H257ZM90 181V180H89ZM146 181V180H145ZM27 182V181H26ZM60 182H62V181H60ZM86 182V181H85ZM88 182V181H87ZM117 182V181H116ZM147 182V181H146ZM171 182V181H170ZM203 182V181H202ZM54 183H56V182H54ZM144 179H141V181H140V183H139V185L140 186H143L144 184ZM251 183V182H250ZM253 183H255L254 184V186H253V184H250V186L252 185L253 187H255L256 185H257V183H259V180L257 181V183L254 181ZM196 184H197V182H196ZM202 184V183H201ZM204 184V183H203ZM57 185L59 186V183L57 182ZM83 185V184H82ZM175 185V184H174ZM55 186V185H54ZM63 186V185H62ZM73 186V185H72ZM160 186V185H159ZM207 186V185H206ZM68 187V186H67ZM66 187V188H67ZM70 187V186H69ZM77 187V186H76ZM85 187V186H84ZM198 187V186H197ZM241 187V186H240ZM240 187H239V189H240ZM252 187V189H254ZM257 187L259 188L260 186H258L257 185ZM160 188V187H159ZM194 188V187H193ZM60 189V188H59ZM69 189V188H68ZM141 189H142V187H141ZM202 189V188H201ZM245 188H243L242 190H240L239 191V194H238V196H237V194H236V199H235V201H236V204L238 203V202H240V203H242L243 204V202L244 201H247V199L249 198V196H247V195H249L248 194V192L246 191V190H244ZM247 189V188H246ZM252 189H250V190H252ZM261 189V188H260ZM263 189V188H262ZM261 189V190H262ZM67 190V189H66ZM76 190V189H75ZM119 190V189H118ZM185 190H186V188H185ZM195 190V189H194ZM234 190V189H233ZM248 190H249V188H248ZM259 190V189H258ZM258 190H256V191H258ZM68 191H70V190H68ZM158 191V190H157ZM230 191V190H229ZM62 192V191H61ZM64 192H66V191H64ZM74 192V191H73ZM72 192V193H73ZM115 192H116V194H115ZM231 192H232V190H231ZM68 193V192H67ZM67 193H64L65 195L67 194ZM76 193V192H75ZM192 193H194V192H192ZM229 193V192H228ZM233 193V192H232ZM237 193V192H236ZM260 193V192H259ZM63 194V193H62ZM69 194V193H68ZM231 194V193H230ZM235 194V193H234ZM258 194V193H257ZM72 195V194H71ZM205 195V194H204ZM67 196V195H66ZM257 196V198H258V196H262V193L261 194H258V195H256ZM55 197V196H54ZM70 197V196H69ZM73 197V196H72ZM202 197H203V195H202ZM210 197H212V196H210ZM225 198H226V195L224 196ZM234 196H232L231 198H233ZM26 198V197H25ZM71 198V197H70ZM70 198H69V201H70ZM76 198V197H75ZM75 198H74V200H75ZM105 198V199H106ZM221 198H223V197H221ZM225 198H223V199H225ZM227 198L229 199V196H227ZM227 198H226V200H227ZM235 198V197H234ZM234 198H233V200H234ZM64 199L66 200L67 199V197H64ZM261 199V198H260ZM259 199V200H260ZM72 200H73V198H72ZM77 200V199H76ZM229 200H231V199H229ZM232 200V201H233ZM263 201H264V199H262ZM1 201V200H0ZM56 201V200H55ZM54 200H53V205H51V207L50 208H54V212H55V206H56V203H54L55 202ZM59 201V200H58ZM92 201V200H91ZM208 201H212V200H209V199H206V202H204V201H202L201 199H199V201L196 203V204H194V206H200V205H206V203L208 202ZM250 201V200H249ZM79 202V201H78ZM93 202V201H92ZM226 202V201H225ZM225 202H223V203H225ZM230 203V205L232 206V203H231V201H229ZM66 203V202H65ZM179 203V202H178ZM235 203V202H234ZM233 203V204H234ZM239 203V204H240ZM248 203V202H247ZM246 203V204H247ZM257 203H258V201H257ZM58 204V203H57ZM104 204V205H105ZM139 204H140V202H139ZM244 204H245V202H244ZM246 204H245V208H246ZM76 205V204H75ZM105 205V206H106ZM226 205H228V200H227V203L225 204V206ZM253 205V204H252ZM258 205V204H257ZM261 205V204H260ZM263 205V204H262ZM261 205V206H262ZM86 206H87V203H86ZM136 206V205H135ZM140 206V205H139ZM142 206V205H141ZM142 206V207H143ZM189 206V205H188ZM188 206H186V208L188 207ZM229 206V205H228ZM239 206V205H238ZM241 206V205H240ZM249 206H250V203H249V205H248V208H249ZM89 207V206H88ZM97 207V206H96ZM138 207V206H137ZM206 207H208V205L206 206ZM230 207V206H229ZM242 207L244 208V206L242 205ZM264 207V206H263ZM59 208V207H58ZM61 208V207H60ZM115 208V209H114ZM136 208V207H135ZM208 208H210V205H209V207ZM242 208V209H243ZM82 209V208H81ZM143 209V210H144ZM190 209V208H189ZM257 209V208H256ZM62 210V209H61ZM180 210V209H179ZM247 210V209H246ZM245 210V211H246ZM263 209L261 208V211H262ZM52 211L53 210H49V214L48 215H51V213H52ZM79 211V210H78ZM178 211V210H177ZM189 211H191V210H189ZM240 210H238V212H239ZM249 211V210H248ZM60 212V211H59ZM116 212V213H115ZM139 212V211H138ZM57 213H58V211H57ZM71 213V212H70ZM103 213V212H102ZM188 214H189V212H187ZM191 213V212H190ZM245 213V212H244ZM248 213V212H247ZM246 213V214H247ZM250 213V212H249ZM252 213H253V211H252ZM251 213V214H252ZM257 213V212H256ZM259 213V212H258ZM67 215V214H66ZM95 215V214H94ZM109 216H110V214H108ZM180 215V214H179ZM190 215H192V214H190ZM142 216V215H141ZM194 216V215H193ZM192 216V217H193ZM252 216V215H251ZM255 216H257L256 214H255ZM262 216H263V213H262ZM261 216V217H262ZM151 217V216H150ZM149 217V218H150ZM191 217V216H190ZM253 217V216H252ZM65 218V217H64ZM79 218V217H78ZM105 218V217H104ZM140 218V217H139ZM159 218V217H158ZM194 218H195V216H194ZM259 218V217H258ZM61 219V218H60ZM59 218H57V220L54 222V223H51V224H48V221H46V220H44V231H47V232H49L50 230H51V227H54L55 228V232H54V235L56 234H58L60 231L58 230V228H60V226H58L57 224H58V222H59V220H60ZM77 219V218H76ZM200 219V218H199ZM241 219V218H240ZM249 219H252L253 220V218H249ZM255 220L257 219L256 217L254 218ZM49 220V219H48ZM85 220V219H84ZM140 220V219H139ZM138 220V221H139ZM153 220V219H152ZM246 220V219H245ZM73 221V220H72ZM77 221V220H76ZM137 221V220H136ZM248 221V220H247ZM257 221V220H256ZM258 221H260V219H258ZM53 222V221H52ZM85 222V221H84ZM149 222V221H148ZM147 222V224H149ZM253 222V221H252ZM255 222V221H254ZM254 222H253V225H255V227L257 226L256 225V223H259V222H256L255 224H254ZM261 222V224L262 223H264V222H262V221H260ZM60 223V222H59ZM139 223V222H138ZM192 223V222H191ZM103 224V225H104ZM136 224V223H135ZM155 224V223H154ZM198 224V223H197ZM199 224H201V223H199ZM79 225V224H78ZM146 225V224H145ZM152 226H153V224H151ZM192 225V224H191ZM251 225H252V223H251ZM260 225V224H259ZM258 225V226H259ZM67 226L69 227V225L67 224ZM91 226V225H90ZM257 226V227H258ZM260 226H262V225H260ZM259 226V227H260ZM72 227V225H70V228ZM200 227L202 228V226L200 225ZM229 227V226H228ZM230 227H232V226H230ZM263 227V226H262ZM121 228V229H120ZM146 228H148L149 229V231H151V227H149V225H147V226H145L143 229H146ZM197 228H198V226H197ZM197 228H195V225H194V230H196ZM239 228V230H240V227H238ZM242 228H243V226H242ZM241 228V229H242ZM245 228H248V227H245ZM245 228H244V230H245ZM254 228V227H253ZM261 228V227H260ZM260 228H258L256 231H260V230H264V228H262V229H260ZM124 229V228H123ZM193 229H190V231H189V233H190V235L192 236V234H191V230H193ZM228 229V228H227ZM260 229V230H259ZM54 230V229H53ZM159 230V229H158ZM193 230V231H194ZM199 230H200V228H199ZM231 230H232V228H231ZM238 230V231H239ZM247 230V229H246ZM250 229H248V231H249ZM254 230H255V228H254ZM163 231V230H162ZM171 231V229H169L168 231H166V232H164L163 233V235L161 236V238L163 237V236H165L166 234H168V232H170ZM180 231V230H179ZM182 231V230H181ZM180 231V232H181ZM200 231H202V230H200ZM225 230H223V232H224ZM233 232L235 231V229L233 228V230H232ZM236 231H237V229H236ZM248 231H246L247 233H248ZM146 232V231H145ZM187 232L188 231H184L183 232V234L184 233H186L187 234ZM198 232V231H197ZM196 231H194V233H196L197 234V236H198V233L200 234V233H202V232H198L197 233ZM230 232V231H229ZM233 232H231V233H233ZM240 232V234L238 233V235H239V237L241 236V231H239ZM250 232H252L253 234H255V232L254 231H249V233ZM262 232V231H261ZM85 233V232H84ZM189 233H188V235H189ZM193 233V234H194ZM245 235L247 234V233H245V232H243ZM252 233H251V235H250V237H252L253 235H252ZM181 234V233H180ZM224 234H225V232H224ZM227 234L229 235V233H228V231H227ZM226 234V235H227ZM259 234H260V232H259ZM259 234H257V236H259ZM189 235V236H190ZM225 235V237H227ZM243 235V234H242ZM167 236V235H166ZM179 236V235H178ZM191 236H190V239H191ZM195 237H197L196 235H194ZM194 236H192L194 239H195V237ZM200 236V235H199ZM249 236V234L247 235V237ZM255 236H256V234H255ZM53 238L55 237V236H52ZM175 237H177V234H176V236ZM224 237V238H225ZM229 237H230V235H229ZM234 237V235L232 236V238ZM238 237V236H237ZM246 237V236H245ZM260 238H261V234H260V236H259ZM72 238V237H71ZM90 238V239H91ZM188 238V237H187ZM198 238V237H197ZM200 238V237H199ZM199 238H198V241H199ZM231 238V237H230ZM254 238V237H253ZM252 238V241H255L256 240V238H254L253 239ZM180 238H178V240H179ZM190 239H188V240H190ZM201 239V238H200ZM228 239V238H227ZM242 239V238H241ZM250 239V238H249ZM95 240V239H94ZM159 240V239H158ZM160 240H162V239H160ZM163 240H164V237H163ZM217 240V239H216ZM216 240H212V241H210V242H207L206 243V245L207 246H204L205 244H203V245H201L202 243H203V241H201L200 240V242H202L201 244H199V245H201L202 247H198V242H196L197 240L195 239L194 241H193V239H191L190 240V242H188V241H186L185 242V240H182V241H177V243L176 244H174V245H177L178 246V242H179V244H182V242H184V244H183V247H177V249H179L178 251H175L174 253L169 249L167 252H168V254L164 257V259L162 260V259H160V260H162V262H161V264H179L180 262H184V263H191L192 261H193V257L195 256V254H197L198 252H200L201 250H203V249H201V248H203V247H205L206 249H204V251H205V253H202L203 255H201V256H199V259H200V262H199V259H198V262H197V264H216L214 261H213V258H211V256H213V253H214V251L215 250H218V244L216 243ZM229 240V239H228ZM227 240V241H228ZM233 240H235V238L233 239ZM239 240H240V238H239ZM239 240H237V238H236V240L235 241H239ZM246 240H247V238H243V241L244 242H246ZM263 239L261 238V240L260 239H258L257 238V240L256 241H259L260 243H261V241H262ZM74 241V240H73ZM167 241V240H166ZM165 241V242H166ZM170 241V240H169ZM174 241V240H173ZM227 241H225V239H224V243L226 244L227 243ZM243 241H241V242H243ZM250 241V240H249ZM251 241V242H252ZM255 241V244L256 243H259V242H256ZM264 241V240H263ZM76 242V241H75ZM78 242V241H77ZM229 242H230V240H229ZM241 242L239 243V244H241ZM250 242V243H251ZM64 243H66V242H64ZM96 243V253H95V255H94V261H91V262H93L94 264H103L102 263V257H101V252H102V250L104 249V244H102V245H100L99 243H97V242H95ZM167 243V242H166ZM166 243H164V245L166 244ZM234 243V242H233ZM238 243V242H237ZM247 243V242H246ZM249 243V242H248ZM254 243V242H253ZM259 243V244H260ZM79 244V243H78ZM90 244V243H89ZM215 244V245H214ZM235 244V243H234ZM234 244L232 245V246H234ZM238 244V246L240 247V245ZM259 244H256L257 246H259ZM8 245V244H7ZM159 245H160V243H159ZM228 245H230V243L228 244ZM236 245V244H235ZM246 245V244H245ZM256 245H254L255 247H256ZM260 245H263L262 243L260 244ZM69 246H71V244L69 245ZM76 246V245H75ZM46 247H48V249L49 250H52V249H56V248H59V247H61V243H49V245H46ZM67 247V246H66ZM161 247V246H160ZM241 247H244V245L243 246H241ZM247 247V246H246ZM245 247V248H246ZM250 247V246H249ZM254 247V248H255ZM52 248V249H51ZM93 248H94V246H93ZM163 248H164V246H163ZM168 248V247H167ZM197 248H200V249H197ZM231 248V247H230ZM245 248H243V249H245ZM76 249V248H75ZM165 249V248H164ZM233 249H234V247H233ZM257 251H256V249L253 251V252H258L257 254H258V256H257V254H256V252L254 253L255 254V258H259V256H260V251H263V250H259V249H262L261 247L260 248H258L257 247ZM160 250H162V249H160ZM159 250V251H160ZM200 250V251H199ZM228 250H231V249H228ZM240 250V249H239ZM239 250H237L238 251V253H239ZM125 251V250H124ZM164 251H166V250H164ZM196 251H198L197 253H196ZM233 252H234V250H232ZM236 251V250H235ZM241 251H242V249H241ZM248 251V253H249V251H252V250H245V252H247ZM52 252V251H51ZM75 252V251H74ZM126 252V251H125ZM243 252V251H242ZM241 252V253H242ZM244 252V253H245ZM162 253V252H161ZM241 253H239V255L241 256H243V254H241ZM251 253V252H250ZM263 253V252H262ZM207 254V255H206ZM232 254H234V253H232ZM251 254H253V253H251ZM251 254H250V258H249V260L250 259H254V258H252L251 257ZM264 254V253H263ZM206 255V256H205ZM262 255V254H261ZM124 256V255H123ZM207 256H209V258L207 257ZM238 256V255H237ZM236 256V252H235V258L237 257ZM257 256V257H256ZM51 257V256H50ZM243 257H245V256H243ZM261 258L263 257V256H260ZM88 258V257H87ZM92 258V257H91ZM260 258V259H261ZM73 259V258H72ZM238 259H239V256H238ZM247 259V258H246ZM264 258H262L261 260H260V262L263 260ZM60 260V259H59ZM92 260V259H91ZM196 260H197V258H196ZM232 260H234V258L232 259ZM240 260H242V258L240 259ZM255 260H257V259H255ZM259 260V259H258ZM255 261V262H257V264L259 263V261ZM88 261H90V260H88ZM194 261H195V259H194ZM236 261H237V259H236ZM244 261H245V259H244ZM247 261V260H246ZM67 262V261H66ZM239 262H241V261H239ZM251 262L252 261H250V264H251ZM255 262H254V264H255ZM264 262V261H263ZM68 263V262H67ZM72 263V262H71ZM85 263V262H84ZM88 263V262H87ZM238 263V262H237ZM243 263V262H242ZM242 263H240V264H242ZM246 263V262H245ZM249 263V262H248ZM262 263V262H261ZM46 264V263H45ZM236 264V263H235ZM244 264V263H243ZM260 264V263H259ZM264 264V263H263Z\"/></svg>",
    "mask_w": 264,
    "mask_h": 264
}]
</instances>
